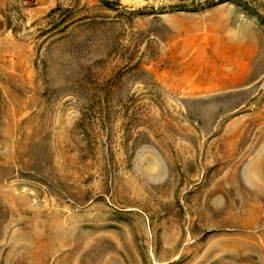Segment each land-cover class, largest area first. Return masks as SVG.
<instances>
[{
  "label": "rangeland",
  "instance_id": "obj_1",
  "mask_svg": "<svg viewBox=\"0 0 264 264\" xmlns=\"http://www.w3.org/2000/svg\"><path fill=\"white\" fill-rule=\"evenodd\" d=\"M255 42L264 0H0V264H264Z\"/></svg>",
  "mask_w": 264,
  "mask_h": 264
},
{
  "label": "crops",
  "instance_id": "obj_2",
  "mask_svg": "<svg viewBox=\"0 0 264 264\" xmlns=\"http://www.w3.org/2000/svg\"><path fill=\"white\" fill-rule=\"evenodd\" d=\"M254 38H258V32L254 34ZM255 44L256 45H254V43H250L247 44L248 46L244 45L247 53H249V50H251L252 52L247 55H244V57L242 56L243 60L247 61V64L249 66L250 72L247 74L246 80L248 83L240 87L237 85L228 89L226 88L223 93L221 92L220 96H233L242 91L250 90L260 80L259 77L262 76L264 73H262V71L264 70V46H261L259 42H255Z\"/></svg>",
  "mask_w": 264,
  "mask_h": 264
},
{
  "label": "bare ground",
  "instance_id": "obj_3",
  "mask_svg": "<svg viewBox=\"0 0 264 264\" xmlns=\"http://www.w3.org/2000/svg\"><path fill=\"white\" fill-rule=\"evenodd\" d=\"M225 106V105H224ZM227 106V105H226ZM208 109V108H207ZM209 110V109H208ZM210 113V112H209Z\"/></svg>",
  "mask_w": 264,
  "mask_h": 264
}]
</instances>
